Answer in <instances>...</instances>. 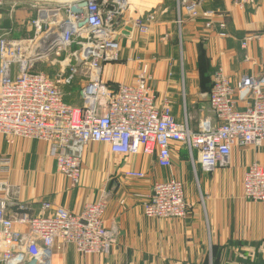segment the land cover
Masks as SVG:
<instances>
[{
  "label": "crops",
  "instance_id": "obj_1",
  "mask_svg": "<svg viewBox=\"0 0 264 264\" xmlns=\"http://www.w3.org/2000/svg\"><path fill=\"white\" fill-rule=\"evenodd\" d=\"M58 1L1 0L0 35L24 41L31 38V10L53 7ZM179 1L174 0L178 8ZM192 1L199 8L196 17H189L181 6L175 12L171 0H127L120 19L131 30L119 35L118 59L104 63L101 72L103 81L111 87L132 84L140 66L146 64L151 76L148 84L157 104L168 100L175 118H186L187 122L190 116L186 109L178 118L176 104L179 105L181 87L186 92V102L203 100L209 107L208 93L218 67L232 85L243 75L264 74V0H255L243 8L236 6L234 0ZM206 10L213 11L211 27L206 26L209 19L202 15ZM144 17L148 25L145 33L133 25L135 19ZM219 22L225 24V36L219 35ZM246 37L250 39L243 47ZM49 64L56 73L58 65L50 61L38 64V68L45 73V65ZM68 87L62 86L65 102L80 105L79 87L74 95L78 104L70 102L72 96L65 91ZM237 106L242 108L244 102ZM187 150L184 143L173 141L172 165L165 168L158 165L155 155H116L105 144L89 143L83 152L80 181L73 187L56 170L48 143L24 138L10 143L0 135V158L10 159L7 172L1 171L0 164V180L13 186L11 208L19 202L37 215L49 214L57 206L79 213L86 204L106 197L104 224L107 228L115 226L118 231L109 253L82 255L72 245L61 249L55 246L51 264H211L213 248L217 264H264V202L249 201L242 191L248 165L252 161L264 164V144L234 145L229 165L211 172L201 170L197 161L196 182L204 194L183 187L188 203L185 217L150 219L143 215L142 204L155 182L178 178L180 174L194 183ZM129 169L144 171L145 178L124 177L123 172ZM45 202L50 203L49 210L42 208Z\"/></svg>",
  "mask_w": 264,
  "mask_h": 264
},
{
  "label": "built area",
  "instance_id": "obj_2",
  "mask_svg": "<svg viewBox=\"0 0 264 264\" xmlns=\"http://www.w3.org/2000/svg\"><path fill=\"white\" fill-rule=\"evenodd\" d=\"M84 1L87 14L81 5ZM254 1L234 0V4L243 8ZM58 3L37 7L29 22L31 38L24 41L0 35V135L10 143L16 138L48 143L56 170L71 186L80 181L83 152L89 143L105 144L116 155H155L159 166L169 168L170 144L178 141L197 152L199 167L205 172L228 166L234 145L264 144V74L243 75L232 85L218 67L208 93L216 122L205 118L198 130L191 131L186 118H175L168 100L157 104L146 64L140 66L132 84L111 87L101 77L103 64L118 59L116 37L127 25L120 19L127 0ZM179 5L187 15H199L197 2L180 0ZM202 15L211 27L213 11ZM133 25L140 32L148 31L145 19H135ZM218 26L219 35L225 36L224 22ZM249 39H243L241 45L245 47ZM73 42L80 46L69 51ZM48 58L59 68L53 77L37 68ZM82 69L86 80L78 89L81 104L66 103L62 86ZM236 95L242 96L238 99ZM238 102L244 106L239 108ZM9 163L8 157L0 158L2 172L9 170ZM126 175L145 178V172L136 169H129ZM242 191L245 199L264 202V164L252 161L248 165ZM12 192L13 186L0 180V264H27L30 260L51 264L53 248L63 245H72L82 255H106L116 241L117 228H107L103 220L105 196L86 204L79 213L57 206L49 214L37 215L19 202L11 208ZM42 208L49 210L51 205L45 202ZM142 211L150 219L185 217L182 181L170 177L155 182Z\"/></svg>",
  "mask_w": 264,
  "mask_h": 264
},
{
  "label": "rangeland",
  "instance_id": "obj_3",
  "mask_svg": "<svg viewBox=\"0 0 264 264\" xmlns=\"http://www.w3.org/2000/svg\"><path fill=\"white\" fill-rule=\"evenodd\" d=\"M17 1V0H16ZM174 4V0H171ZM23 3V2H22ZM25 5H28V3L24 2ZM27 7H30L29 5ZM50 8V7H49ZM31 9V8H30ZM173 10H175V12L179 11L180 9V5H179V8H178V5H173L172 7ZM172 9H169L168 11H171ZM33 14H31V16H35L36 15V12H37V8H34L33 10H31ZM189 16V15H188ZM191 17V16H189ZM145 19V17H144ZM33 35V34H32ZM31 35V36H32ZM177 41L179 39H176ZM176 41V42H177ZM78 46H80V44L78 42H73L70 46H69V51H72L74 49H76ZM74 48V49H73ZM49 59V58H48ZM182 60V58H181ZM50 61V59H49ZM38 66V65H37ZM46 69H45V73L48 75L50 74L49 76L51 77V75L55 76L56 73H54V66L52 64H49V66H46ZM38 68V67H37ZM39 69V68H38ZM83 70V69H82ZM53 73V74H52ZM65 75V73H64ZM84 70L82 72H80L77 76V80H74V77L67 83L63 84V85H67L69 86L68 88H66L67 92H69L70 96H72V98L69 100L71 103L73 104H78V100L76 98V96L74 97V95L76 94V91L79 87V85L85 81L84 79ZM74 80V81H73ZM71 86V87H70ZM185 90L181 87V95H180V98H179V105L176 104L179 108V111H180V114L178 116V118H180L182 115H183V109L187 111L188 115L190 116L189 120H188V123H189V127L190 129H196V128H199V124L200 122L203 121V119L205 118H208L210 119L213 123L216 122V120L212 119L213 118V115L211 113L210 108L208 107L207 103L205 101H200L199 103H191L189 104L188 102H186L187 100V96L185 95ZM69 96V95H68ZM74 97V98H73ZM172 107V106H171ZM185 153V152H184ZM187 153H188V157L190 158V166H189V172L191 175L194 174V183L193 182H189L187 181V179L184 178V176H180V174L178 175V179H180L182 181V183L184 184L183 187H185L186 189L189 188L190 189V192H194V193H201V194H204V190L201 188L199 189L198 185H197V179H196V175L197 177L199 176V169H198V164H197V161H198V155H196L195 152L193 151H189L187 150ZM185 153V154H187ZM185 157H187V155H184ZM192 168V169H191ZM128 170H125L123 172L124 174V177H127L129 178L127 175H126V172ZM199 184V183H198ZM184 198H185V195H184ZM186 201V199H185ZM187 203V201H186ZM187 207H188V203H187ZM143 212V211H142ZM168 219V218H167ZM64 247V246H63ZM62 247H60L59 249H61Z\"/></svg>",
  "mask_w": 264,
  "mask_h": 264
},
{
  "label": "water",
  "instance_id": "obj_4",
  "mask_svg": "<svg viewBox=\"0 0 264 264\" xmlns=\"http://www.w3.org/2000/svg\"><path fill=\"white\" fill-rule=\"evenodd\" d=\"M0 1H1V0H0ZM81 5L84 7V11H83V13H84V14H87V10H86V2H85V1L82 2ZM83 22H84V20H83V21H80V22H79V25L82 24ZM130 30H131V26H127V27H125V29H124L121 33H122V34H129ZM118 37H119V36H117L116 38L118 39ZM27 264H36V261H35V260H30Z\"/></svg>",
  "mask_w": 264,
  "mask_h": 264
},
{
  "label": "trees",
  "instance_id": "obj_5",
  "mask_svg": "<svg viewBox=\"0 0 264 264\" xmlns=\"http://www.w3.org/2000/svg\"><path fill=\"white\" fill-rule=\"evenodd\" d=\"M33 17H34V16H33ZM73 49H74V48H73ZM215 253H216V252H215V249L213 248V255H214V256H213V260H212V263H211V264H217V263H216L217 259H216V257H215ZM203 264H208V263H207V262H204Z\"/></svg>",
  "mask_w": 264,
  "mask_h": 264
}]
</instances>
